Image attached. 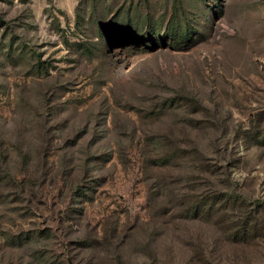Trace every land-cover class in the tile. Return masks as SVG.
<instances>
[{
	"label": "rangeland",
	"instance_id": "1",
	"mask_svg": "<svg viewBox=\"0 0 264 264\" xmlns=\"http://www.w3.org/2000/svg\"><path fill=\"white\" fill-rule=\"evenodd\" d=\"M0 264H264V0H0Z\"/></svg>",
	"mask_w": 264,
	"mask_h": 264
},
{
	"label": "trees",
	"instance_id": "2",
	"mask_svg": "<svg viewBox=\"0 0 264 264\" xmlns=\"http://www.w3.org/2000/svg\"><path fill=\"white\" fill-rule=\"evenodd\" d=\"M83 193H82V195H86V193H85V190L84 191H82Z\"/></svg>",
	"mask_w": 264,
	"mask_h": 264
}]
</instances>
